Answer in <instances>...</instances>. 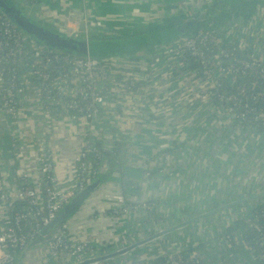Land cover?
I'll return each instance as SVG.
<instances>
[{
	"label": "crops",
	"instance_id": "crops-1",
	"mask_svg": "<svg viewBox=\"0 0 264 264\" xmlns=\"http://www.w3.org/2000/svg\"><path fill=\"white\" fill-rule=\"evenodd\" d=\"M210 1L212 0H45L46 3L41 1L42 3L31 6V10L38 21L46 24L50 21L49 25L54 28L62 24L65 14L76 10L82 17L81 32L91 26L92 20L99 15L117 19L122 22L121 28L129 30L151 24L159 16H168L171 12L176 14L181 7L194 4L205 7ZM26 2L28 1H24V4ZM94 13L97 17L89 21V16ZM83 22L86 24L83 25ZM126 22L128 25H125ZM72 25L75 26L76 23ZM139 58L144 60V56ZM20 71H23L24 78L26 68H21ZM152 97L153 100L146 101L144 105L143 96L137 102L142 106L129 111L125 105L115 103L114 100V109L91 122H71L67 117L56 118L54 113L50 116L41 110L35 98H23L21 112L12 127V135L18 139V158L15 156L18 171L25 174L30 184L33 182L38 186L40 168L37 158L40 149L48 146L56 160L54 174L57 188L64 196H71V192L75 196L77 183L84 182L85 188L86 184L94 183L90 164L83 176H77L74 163L77 154L85 150V137L88 136L91 149L92 142L101 143L102 148L107 151L119 144L121 152L116 157L119 166L113 168L114 172L101 186L91 191L80 214L68 223L71 224L67 229L70 239L73 242H85L92 249V254L87 253L80 260L90 256L109 257L116 253L115 246L125 250L133 244V241L127 242L123 237L121 222L117 220L111 206L116 190L123 191L122 180L126 179L133 185L125 191L128 202L137 204L159 200L156 214L164 220V223L156 224L152 211L137 215L135 224L140 228V234L135 241L151 238L152 234H156L155 228L176 230L168 233L158 246H153L157 240L155 239L144 245L143 249H134L115 259H107L104 264H117L119 258L130 262L139 261V257L143 256L152 258L155 251L165 254L172 250L181 252L187 247L190 248L192 257L199 256L209 264H255L238 239L233 241L235 248L226 249L228 244L221 234L234 223L227 224L231 218L239 221L241 216H248L257 204L264 203L261 202L263 190L260 191V183L264 177L259 176V170H256L262 165L258 164L247 174H242V177L225 175L226 179L223 181V173L216 174L219 179L214 178L211 173L225 171L231 166L226 158L224 164L223 153L218 152L217 147L224 142L237 145L239 141L230 130L231 122L217 113L207 125L202 124L184 99L159 96L160 99L155 101V97ZM177 102L181 104L172 110L170 107ZM6 122V117L0 112V126ZM220 126V129L225 128L218 131ZM202 129L208 131L198 138V143L196 138ZM215 133H222L227 138L212 143L211 138L216 137ZM247 138L249 137L242 140ZM25 139L26 144L23 142ZM228 149L232 151L230 147ZM1 150L0 147V156H3ZM107 164L108 161L98 173L105 175L110 169V166L106 167ZM238 174L241 172L238 171ZM15 183H11L12 189ZM224 186L228 187L227 192L220 191V187ZM225 200L227 203H236L233 207H228L229 212L226 209L219 210L227 204ZM210 211L213 214L221 212L214 223L206 218ZM179 226L181 227L177 228ZM184 227L186 228L183 229Z\"/></svg>",
	"mask_w": 264,
	"mask_h": 264
},
{
	"label": "built area",
	"instance_id": "built-area-1",
	"mask_svg": "<svg viewBox=\"0 0 264 264\" xmlns=\"http://www.w3.org/2000/svg\"><path fill=\"white\" fill-rule=\"evenodd\" d=\"M39 1L46 3L45 0ZM30 4V6L26 4L25 6L31 9L34 4L32 2ZM263 19L264 13L261 19L255 18L249 23L264 24ZM73 23L76 25L73 26ZM121 23L109 16L99 15L98 18L92 20L91 26L81 32L82 17L78 11L74 10L65 14L62 24L56 29L68 36L88 37L90 34L127 32L128 30L121 28ZM125 25H128V22ZM261 30V27L249 30L238 25L226 30L211 31L194 38L169 43L163 47V51L159 50L161 57L169 55V58L163 59L158 55V58L154 59L155 64L151 66L149 62L151 54L144 55V60L139 56L78 59L49 51L32 41L0 12V112L8 119L17 120L23 98H35L43 112L45 111L50 116L54 113L56 118L67 117L71 122L80 120L91 122L98 119L114 109L115 103L125 105L127 111L136 110L142 106L137 102L143 97L141 93L147 88L143 86L138 88L137 83L140 80L136 78L138 75L133 71L144 67V77L148 79L152 78L150 70L158 71L159 77L154 82L157 83L161 78L163 79L162 86L166 88L163 93L166 98L184 99L186 104L192 107L191 112L197 115L204 124L207 125L217 113L222 117L232 116L245 119L246 109L251 111L249 104L240 103L235 95L224 90L221 101L217 102L216 93L222 86L220 79L225 77L228 79L233 72L247 74L250 79H253L252 75L256 73L264 79V35H260ZM211 45L236 46L240 52L249 55L247 59H233L235 62L233 64L232 58L228 57L231 55L224 49L228 55L224 56V59L233 64L230 66L219 59L209 47ZM201 46L206 48H201ZM188 51L200 58L202 64L207 66L202 72L201 79H197L196 71L175 77L173 82L166 79V77L170 79L171 76L164 74L172 71L181 72L187 68L186 52ZM21 68H26L27 72L18 82L15 75ZM128 71L130 72L127 73ZM162 74L163 77H161ZM130 78L134 80L130 81ZM175 82L177 85L174 84ZM231 82L233 84V81ZM242 87L245 93L250 92L245 85ZM114 100H116L115 103ZM13 126V122L8 124V129L15 156L18 158L16 152L18 139L12 135ZM90 144L88 136L85 137V150L79 152L74 159L77 176H83L89 165L86 157L92 153ZM2 157L0 156V165L3 166ZM37 159L38 168H40L38 186L32 182L31 186L20 188L18 181L27 178L25 174L18 171L17 165V171L13 177L16 183L13 184L14 189H12L10 186L13 182L12 177L3 167L0 169V264H40L38 259L43 255L42 246L46 247L47 264L62 263L61 258L64 259L65 264H75L91 259L94 256L80 260L87 253L92 254V249L88 248L85 242H73L68 236L65 225L56 228L51 235L45 233L64 206L84 191L85 183L79 182L75 185L77 190L75 196H72V192L71 196H64L56 186L54 174L56 160L52 150L48 146H43ZM125 197L124 191L116 190L111 206L116 216L123 219V237L134 242L140 234L134 224L135 217L147 211H153L156 207L153 201L128 204ZM19 203L27 204L25 207L27 212L16 215L14 221L18 229L22 228V223L29 222L35 233L32 243L28 240L29 236H18L10 230L11 221L8 220L6 211L12 205ZM261 206V203L256 205L254 210ZM252 229L261 236L259 246L264 258V229L259 224L252 226ZM164 230L166 229H154L156 234ZM163 239L165 238H160L159 241L162 242ZM240 243L241 247L249 252L248 242L243 240ZM115 249H117L116 252L122 250L117 246ZM17 254H20L19 259H17ZM153 256L166 258V264H202L195 261V258L186 260L185 255L178 250L165 254L155 251ZM136 262L128 261L127 264H137Z\"/></svg>",
	"mask_w": 264,
	"mask_h": 264
},
{
	"label": "trees",
	"instance_id": "trees-1",
	"mask_svg": "<svg viewBox=\"0 0 264 264\" xmlns=\"http://www.w3.org/2000/svg\"><path fill=\"white\" fill-rule=\"evenodd\" d=\"M19 1L21 3H23L24 1H27V0H19ZM30 2H32L34 5L40 3L39 0H30L29 2H26V5H28V6L31 5ZM15 3L17 4L18 1H15ZM188 12H181V14L183 16H190L191 14H194L196 12V10L191 6L189 8ZM224 17L225 16H223V18ZM229 17H231V18L227 21L222 20V23L223 22H226V23L224 25H222V27L219 26L221 28H218L215 30L213 29V31L217 32V31L222 30V29L226 30V29L230 28L231 26L235 27V26L241 25L243 22V19L240 17H235V14L229 15ZM249 22L250 21L243 22V23H249ZM211 31H208V32H211ZM197 32L198 31H196L195 33H197ZM195 33H193L192 35H190L191 37H188L186 39L194 38L196 36V35H194ZM32 41H34V40H32ZM171 43H173V42H171ZM168 44L169 43L162 44L161 46L154 48L152 50H144L141 54H139V56L143 57L146 54H151L149 62H150V65L153 66L155 64L154 59L161 57L159 55V50L163 51L164 50L163 47L168 45ZM209 47L214 51L215 54L218 55L219 59H222L223 62L227 63L230 66L235 64L233 59H247L248 55H249V54L240 52L236 46L211 45ZM201 48H206V47L201 46ZM224 49L228 52L229 55H231L233 57L228 56L224 52ZM224 56H228L229 58H232L233 64L230 63L228 60L224 59ZM152 58H153V60H152ZM161 58L167 59V58H169V55H165ZM186 65H187V68L181 72H175V71L173 72L172 71V72L164 74L166 76H171L170 79L168 77H166V79L173 82V79L175 77H179L181 75H184V74H186V72H194V71H196L197 79L198 78L201 79L202 72L207 67L206 65L202 64L201 59L194 56L191 51L186 52ZM21 74H22V79H23V71L22 72L19 71L15 75L18 82H20L22 80ZM231 75L232 76H230L228 79H227V77L220 79V83L222 86L216 93L217 102H220L222 99V96H223L222 91L223 90L228 91L231 94L235 95L238 98L240 103H242L244 105L249 104L251 107V111L249 112V110L246 109L247 114H245L246 115L245 119H243L242 117H232V116L223 117L225 119L227 118V121L231 122L232 126H229L230 130L232 132H234V138L236 140L239 139L237 145L233 144V142L230 143L234 147L232 149V151L225 149V152L222 155V159H223L224 164H226V162H225V158H226V161H228L231 164L230 168L229 169L227 168L225 171L218 170L214 174V178L219 179V178H217L218 176L216 174H223L224 173L223 176H221L223 181L226 179L225 175L232 176L233 174L238 173L239 170L244 169L243 168V159L249 158L248 155L245 153V151H243L244 147H243L241 141L244 137H242V135L241 136H238V135L247 134L250 138L249 142L251 145L257 144L256 139H258V141L260 143L264 144V79L256 73H253V75H252L253 79H250L247 74H242V73L233 72ZM132 80H134V79L130 78V81H132ZM231 81H233V84ZM141 84H142V82L139 83L138 88L143 86ZM174 84L177 85L176 82ZM244 85L248 89H250L249 93H245L243 91L242 86H244ZM213 117H215V116H213ZM6 120H7L6 124L0 126V133H1L0 147L4 150V155L1 158L3 166L0 165V169H2L1 167H3V169L6 171V173H8L10 175V177H12V179H13V177L15 176L16 171H17V161H16V157H15V152H14L13 147H12L13 142H12L11 137H10V130L8 129V124H11L13 122V119H11V118L8 119L6 117ZM220 128H221V126L219 127L218 131L224 129L225 127L222 129H220ZM214 136H216V137L211 138L212 143L227 138L226 135H223L222 133L221 134L215 133ZM239 142H240V145H239ZM120 152H121V145H119V144L114 145V148H112L110 151H107V150L102 148L101 143H99V142L92 143V153L86 157V162L88 164H90V167L92 168V176L94 179V183L91 185L86 184L85 189H89L90 191H93L104 183V180H106L114 172L113 168L116 165L119 166L118 160H116V157L118 155H120ZM228 152H229V154H228ZM256 154L258 155V153H256ZM106 161H108V164L106 167L110 166L109 171L105 175L98 173L100 170H102L105 167ZM0 179H1V176H0ZM13 181H16V180L13 179ZM18 182H19L20 188H27V187L31 186L29 180H27V179H24V180L18 181ZM132 187H133V185L131 182L127 181L126 179L122 180V189H123L124 193H125V191H127L129 188H132ZM126 194H127V192H126ZM126 201L128 202L127 198H126ZM153 201H154L155 207H157L156 209H154L152 211L153 216L156 220V224L164 223V220L162 221L161 217L158 214H156L157 209H158V205H160L159 200H153ZM128 204H130V203L128 202ZM26 205H27L26 203H19L16 205H12L11 208H8L6 213H7L8 220L11 221L10 230L15 232L18 236H24V235L29 236L28 240L30 243H32V241H33L32 237L34 236L35 233L33 232V228L30 226L29 222L22 223V228L18 229V226L16 225V223L14 221L16 215L23 214V213L27 212L25 210ZM261 205H262L261 207H259L257 210H253L248 216H246V215L241 216V220H239L238 222L235 221L233 224H231L225 230L224 235H223V237L229 241V250H232V248H235V244L233 245V241H234V239H237L236 233L241 230L243 232V234L241 236H242L243 240L248 242L249 253L252 256L255 264H264V258L262 257V251H261V248L259 246V240L261 239V236H260V234H257L252 229V226H254L256 224H259L264 229V203H261ZM147 212L149 213L150 211H147ZM64 224L65 223L59 225L58 227L61 228L64 226ZM46 230H45V233H47ZM54 231L55 230L51 231L49 233V235L53 234ZM29 245H31V244H29ZM137 249L140 250V249H143V247H140ZM19 257H20V254H17V259H19ZM193 258L194 257H192L190 255V253L185 255L186 260L187 259L191 260ZM139 259L140 260L136 262L137 264H145V262H148V261H145V259H146L145 257H144V261H143L144 263L141 262L142 259L140 257H139ZM152 259H153V261L151 262V264H166V261H167L166 258H157L156 256H153ZM195 261H199L202 264H209L208 261L202 260L199 256L195 258ZM61 262H64L63 258H61ZM127 262H128V260H121L117 264H127Z\"/></svg>",
	"mask_w": 264,
	"mask_h": 264
},
{
	"label": "water",
	"instance_id": "water-1",
	"mask_svg": "<svg viewBox=\"0 0 264 264\" xmlns=\"http://www.w3.org/2000/svg\"><path fill=\"white\" fill-rule=\"evenodd\" d=\"M15 1L18 3L16 4ZM261 1L264 2V0H212L203 10L198 12L195 9L196 12L190 16L156 19L151 24L136 27V30L133 28L124 33H99L88 37L68 36L48 24L40 23L41 21L33 16L31 9L24 6L19 0H0V11L22 33L49 51L78 59H108L111 57H136L144 50H152L162 44L191 37L190 35L196 31H198L194 34L196 36L213 31V29L221 28L226 23H222V20H229L231 14L242 18L243 22H248L259 12ZM191 6L187 5L186 7L190 8ZM189 8L184 12H188ZM223 16L225 17L223 18ZM90 196L91 191L85 189L72 198L47 228V234L76 216ZM232 206L234 205L230 207ZM175 230L176 228L164 230L109 257L86 259L75 264H102L107 259H115L122 254H127L129 251L143 247L155 239L163 238Z\"/></svg>",
	"mask_w": 264,
	"mask_h": 264
},
{
	"label": "rangeland",
	"instance_id": "rangeland-1",
	"mask_svg": "<svg viewBox=\"0 0 264 264\" xmlns=\"http://www.w3.org/2000/svg\"><path fill=\"white\" fill-rule=\"evenodd\" d=\"M24 6H25V4H24V2L22 3ZM192 7L194 8V9H196V10H198V12L199 11H201V10H203L205 7H207V6H205V7H200V6H197L196 4H194V5H192ZM189 7H181L180 8V10L179 11H175L176 12V14H173L174 12H171V13H169L168 14V16H159L157 19H160V20H163V18H171L172 16H183L182 14H181V12H184V10H187ZM32 11V10H31ZM263 13H264V3H263V1H261V4H260V6H259V12L258 13H256V15L254 16V18L253 19H261L262 17H263ZM166 14H167V12H166ZM35 17V16H34ZM97 17V14L96 13H94V14H92V15H90L89 16V21L91 20V18H96ZM264 20V19H263ZM252 20H250V22H251ZM49 22L50 21H47V24L49 25ZM40 23H43V22H40ZM46 24V23H45ZM86 23H84L83 22V25H85ZM146 27V26H145ZM240 27H243V28H247V29H249V30H253L254 28H257V27H261V32H260V35H264V24H260L259 22H256V23H254V24H251V23H247V24H245V23H243L242 22V24L240 25ZM54 28V27H53ZM56 29V28H55ZM137 28L135 27V30H136ZM90 35H92V34H90ZM80 36H82L83 37V35H80ZM112 58V57H111ZM129 58H133V57H129ZM163 62V60L161 61V63ZM164 64L162 65V68L164 69ZM151 72H152V78L151 79H148V78H146V77H144V67H142V68H139V69H135L134 71H133V73H135V74H137L138 76L136 77L137 79H139L140 80V82H142V84L141 85H143V88H147L146 90H144V92H142L141 93V96H144V105L146 104V101H150V100H153V97L152 96H154L155 97V101H158L160 98H159V96H163L164 98H165V93H163L164 92V90H166V88L165 87H163L162 86V78L161 77H163L164 75L162 74V76L160 77L161 79L157 82V83H155L154 81L159 77V74H158V71L156 70V69H154V70H150ZM130 71H128L127 73H129ZM132 79H134V78H132ZM140 82H138L137 83V85L139 86V83ZM178 104H181V103H176L175 104V106H171L170 108L172 109V110H175V109H177L178 108ZM16 121L17 120H13V122L14 123H16ZM206 121H209L208 119L206 120ZM202 124H203V122H202ZM201 124V125H202ZM208 131V129H202L201 130V132L197 135V138H196V140L198 141V143H199V139L198 138H200L201 136H202V134L203 133H205V132H207ZM242 135V137H244V138H246L248 135L247 134H240V135H238V136H241ZM249 137V136H248ZM249 139L250 138H247V139H244V140H242L241 142H242V145H243V151H245V153L248 155V157L249 158H245V159H243V168L244 169H241V170H239L240 172H241V174H238V173H235V174H233V176L234 177H242L241 175L243 174V175H245V174H247L248 172H250V170L251 169H253L255 166H257L258 164H260V165H262L260 168H256V170H259V172H258V175L259 176H261V177H264V144H262V143H260L259 141H258V139H256L257 141H256V143L257 144H255V145H251L250 144V142H249ZM25 141H26V139L23 141L24 142V144H26L25 143ZM92 143H94V142H92ZM239 145H240V142H239ZM228 147H230V149H233L234 147L231 145V144H226L225 142H224V144H222V145H220V146H218L217 147V149H218V152H221V153H224L225 152V149H228ZM229 150V149H228ZM2 151V153H4V150L2 149L1 150ZM256 153H258V155L256 154ZM212 174V176L214 175L213 173H211ZM229 182L231 181V179L230 180H228ZM236 184V183H235ZM237 185V184H236ZM232 186H234V185H232ZM263 190V191H262ZM220 191H224V192H227L228 191V187L227 186H224V187H220ZM260 191H262L261 192V195H262V198H261V202L262 201H264V179L262 180V182L260 183ZM229 201V200H228ZM225 202L227 203V200H225ZM233 203V202H232ZM227 203V204H225L224 206H222L219 210H221V209H226V212H229L228 211V207H230L231 205H234V204H236V203ZM258 205V204H257ZM82 209H83V207H82ZM81 209V210H82ZM81 210H80V212H81ZM80 212L76 215V216H74L72 219H70L69 221H67V222H65V226L67 227V229L68 228H70V226H71V224H68L71 220H73L74 218H76L79 214H80ZM221 212H217V213H215V214H213L212 213V211H210V212H208V215H207V220L208 221H212L213 223L215 222V219H217L219 216V214H220ZM139 216H141V215H139ZM117 218V220L118 221H120L121 222V224H120V230H121V232H123V227H122V224H123V219L122 218H120V217H116ZM241 219V218H240ZM238 222V219L237 220H235L234 219V217L233 218H231V220L230 221H227V224H230V222ZM134 224H135V220H134ZM233 224V223H232ZM230 226V225H229ZM228 226V227H229ZM135 227H136V229H140L139 227H137L136 226V224H135ZM227 227V228H228ZM186 227H184L183 229H185ZM226 228V229H227ZM187 229H188V227H187ZM224 232L225 231H223L222 232V237H223V235H224ZM154 233H156V232H154ZM237 233H239L240 235H239V237H237V239L241 242V241H243V239L241 238V235L243 234V232L240 230L239 232H237ZM152 235H155V234H152ZM127 242H132L131 240H128V239H125ZM226 240V242H227V246H226V249H228L229 250V242H228V240L227 239H225ZM143 241V240H142ZM138 242H140V241H134V242H132L133 244H136V243H138ZM132 244V245H133ZM160 244V241H159V239H157V240H155L154 241V243H153V246H158ZM218 244H221V243H218ZM144 247V246H143ZM42 250H43V255L38 259V263H48L47 262V258H46V247L45 246H42V248H41ZM180 252V251H179ZM181 254H183V255H187L188 253H191V250H190V248L189 247H187L186 248V250H182L181 252H180ZM232 255V254H231ZM196 256V255H195ZM144 257L146 258L145 259V261H148V262H145V264H151V262L153 261V259L152 258H149V257H147V256H143L141 259H142V261L141 262H143L144 261ZM198 257V256H197ZM117 261V260H116ZM121 261V259L119 258V261H118V263ZM117 263V262H116ZM144 263V262H143ZM227 263V262H226ZM58 264H65V263H58ZM102 264H104V263H102ZM227 264H229V263H227Z\"/></svg>",
	"mask_w": 264,
	"mask_h": 264
}]
</instances>
